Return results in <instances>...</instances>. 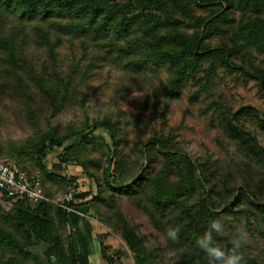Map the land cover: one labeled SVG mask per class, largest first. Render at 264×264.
Instances as JSON below:
<instances>
[{
  "label": "trees",
  "instance_id": "trees-1",
  "mask_svg": "<svg viewBox=\"0 0 264 264\" xmlns=\"http://www.w3.org/2000/svg\"><path fill=\"white\" fill-rule=\"evenodd\" d=\"M10 16L24 23H55L56 28L34 25L27 36L12 27L0 32V107L7 112L8 106L15 105L32 131L13 145L11 153L0 145V157L13 159L23 171L25 167L37 170L48 199L30 205L23 198L0 195L11 211L12 230L0 226V251L8 252L5 264H87L85 238L92 231L86 218L89 213L118 233L134 264H210L195 241L210 221L226 215L259 220L264 241V146L241 120L255 113L250 106L233 110L213 102L207 108L210 124L221 130L239 156L237 163H228L225 169L182 151L172 132L161 134L152 128L155 97L145 119L146 134L141 124L148 107L147 93L140 97L134 113L131 137L119 132V120L110 114L90 119L84 115L78 126L63 129L54 122L68 94L78 92L72 71L57 61L55 47L69 37L99 42L110 31L128 38L116 52L136 56L127 62L132 71L147 70V63L166 62L173 67L166 87L171 99L180 95L196 71L203 72L205 86L214 65L254 80L264 97V71L252 61L254 54H264V0H0V20ZM20 26L23 29L24 24ZM26 37L42 51L44 63L36 66L23 52ZM213 37L219 42L210 44ZM2 101H8L6 108ZM79 102L84 105L83 100ZM5 119L0 113V123ZM257 123L264 129L262 115ZM96 129L106 134L107 142L94 134ZM98 139L105 148L102 160L76 152L79 146L94 145ZM47 152L54 153L58 163L79 166L93 179L94 189L72 191L71 200L61 198L51 204L50 184L68 183L73 177L65 179L48 169L43 161ZM92 166L100 168V177L88 170ZM123 201L139 220L123 213ZM177 226L180 238L172 241L167 229ZM65 228L66 247L60 233ZM215 239L231 248L226 234L215 235ZM96 245L102 264H111L113 257L103 249L107 246L100 239ZM36 249L38 256L33 252ZM241 251L246 264H264L244 248Z\"/></svg>",
  "mask_w": 264,
  "mask_h": 264
},
{
  "label": "rangeland",
  "instance_id": "rangeland-1",
  "mask_svg": "<svg viewBox=\"0 0 264 264\" xmlns=\"http://www.w3.org/2000/svg\"><path fill=\"white\" fill-rule=\"evenodd\" d=\"M20 23L24 24L23 29ZM34 25L42 28L51 26L48 23H24L10 16V18L0 20V32L2 34L8 32V29L12 27V31L27 36L29 29ZM53 25L51 27L56 28L55 23ZM127 40L128 38L122 39L110 31L99 42L90 39L86 41L81 37H69V40L64 39L55 47L57 61L72 71L73 80L78 89V92L72 91L68 94L61 112L54 118V122L58 123L62 129L68 125L78 126L79 120L84 118V115L90 119L110 114L119 120V132H124L131 137L134 132L132 123L134 113L138 110L140 97L147 93L149 95L148 107L141 124L144 126L145 133L149 134L145 119L149 116L152 109L151 102L155 97L156 110L150 120L152 128L157 132H162L161 134L172 132L173 140L178 147L190 155L208 158L214 161L217 167L223 169L228 166V163L234 165L238 161L239 156L234 145L223 136L217 126L210 124V111L207 108L211 107L213 102L226 105L233 110L240 106H250L256 115L252 113L242 116L241 120L256 136L258 142L264 146V129H261L257 123V117L261 115L264 117V97L258 91L254 80L242 76L233 69L227 70L221 65H214L209 72V79L205 86L202 85L203 72L196 71L191 73L188 81L182 86L180 95L171 99L166 94V87L173 76V67L166 62H158L156 65L147 63L149 66L147 70L132 71L127 62L136 56L133 53L120 55L116 52V47H123ZM219 40L218 37H213L209 43L215 44ZM22 46L23 52L32 59L33 64L38 66L45 62L42 51L34 48L27 37L22 42ZM235 61L237 62V59ZM252 61L264 71V54H254ZM203 66L205 67L206 63ZM80 99L83 100L84 105L82 106ZM2 105L6 108L8 101H2ZM8 107L7 112L2 111L0 107V113L7 117L0 123V145L4 152L11 153L13 145L20 144L31 135L32 131L22 111L15 105ZM94 134L107 142L106 134L100 129H96ZM104 150V146L98 139L94 145L79 146L76 152L85 158L100 161ZM2 159L14 162L13 159L7 157H0V160ZM43 161L48 169L52 168L64 175L65 179L73 177V180L68 183L57 180L50 184L51 188L44 186V189L49 188L52 193L49 192L51 204L58 203L67 190L94 189L93 179L85 176L79 166L58 163L57 157L52 152H47ZM88 170L94 176L100 177V168L92 166L88 167ZM24 171L39 175V172L31 167H25ZM122 208L124 214L134 220H139L138 214L126 201L122 202ZM10 213L9 204L0 200V226L12 230ZM86 218L92 227L91 236L85 238L88 244L89 264H102V259L97 252V239L107 246L103 249L105 254L113 257L114 261L111 264H134L131 252L117 232L111 231L93 213H89ZM251 218L246 220L244 217L226 215L221 220L225 228L224 234L232 240L234 235L241 230L245 232L248 242L243 248L248 254L258 257L264 263V241L260 236L262 228L259 220ZM60 233L64 236L63 244L66 247L67 228L61 230ZM17 237L20 239L21 235L17 234ZM33 252L37 256L40 253L39 249ZM7 255V251H0V264H5ZM97 257L98 260L95 261ZM26 261L32 262L30 259Z\"/></svg>",
  "mask_w": 264,
  "mask_h": 264
},
{
  "label": "clouds",
  "instance_id": "clouds-1",
  "mask_svg": "<svg viewBox=\"0 0 264 264\" xmlns=\"http://www.w3.org/2000/svg\"><path fill=\"white\" fill-rule=\"evenodd\" d=\"M224 224L221 220H212L207 231L195 241L196 246L210 259V264H246L245 256L241 249L247 244V235L242 230L234 235L231 248L226 249L217 243L215 235H223ZM180 228L169 227L167 237L172 241L179 240ZM215 234V235H214Z\"/></svg>",
  "mask_w": 264,
  "mask_h": 264
},
{
  "label": "built area",
  "instance_id": "built-area-1",
  "mask_svg": "<svg viewBox=\"0 0 264 264\" xmlns=\"http://www.w3.org/2000/svg\"><path fill=\"white\" fill-rule=\"evenodd\" d=\"M9 198H23L30 205L40 200H48L43 194L40 176L30 174L19 169L12 161H0V195ZM72 199V191L67 190L62 200L67 202ZM69 209L64 203H59Z\"/></svg>",
  "mask_w": 264,
  "mask_h": 264
},
{
  "label": "crops",
  "instance_id": "crops-1",
  "mask_svg": "<svg viewBox=\"0 0 264 264\" xmlns=\"http://www.w3.org/2000/svg\"><path fill=\"white\" fill-rule=\"evenodd\" d=\"M88 245V244H87ZM94 248V247H93ZM98 260V257L95 259V261H97ZM90 262H89V255H88V259H87V264H89Z\"/></svg>",
  "mask_w": 264,
  "mask_h": 264
}]
</instances>
